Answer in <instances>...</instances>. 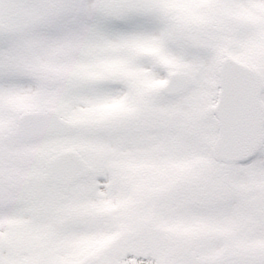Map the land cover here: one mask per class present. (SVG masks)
Returning <instances> with one entry per match:
<instances>
[{"label": "snow or ice", "instance_id": "1", "mask_svg": "<svg viewBox=\"0 0 264 264\" xmlns=\"http://www.w3.org/2000/svg\"><path fill=\"white\" fill-rule=\"evenodd\" d=\"M0 264H264V0H0Z\"/></svg>", "mask_w": 264, "mask_h": 264}]
</instances>
